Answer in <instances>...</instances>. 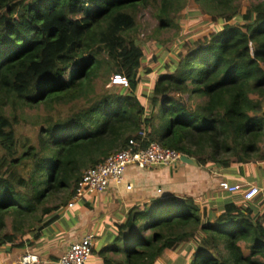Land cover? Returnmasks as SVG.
I'll return each mask as SVG.
<instances>
[{"label":"trees","instance_id":"1","mask_svg":"<svg viewBox=\"0 0 264 264\" xmlns=\"http://www.w3.org/2000/svg\"><path fill=\"white\" fill-rule=\"evenodd\" d=\"M188 1L214 25L147 89L136 13L151 8L160 30L179 24ZM113 73L126 78L114 91L104 87ZM39 105L56 112L33 136L18 132L24 108ZM142 129L143 145L200 166H235L244 177L245 165L264 164V0H0V246L22 248L56 223L82 172ZM258 193L133 204L97 253L103 264H161L174 249L173 264H264Z\"/></svg>","mask_w":264,"mask_h":264},{"label":"crops","instance_id":"2","mask_svg":"<svg viewBox=\"0 0 264 264\" xmlns=\"http://www.w3.org/2000/svg\"><path fill=\"white\" fill-rule=\"evenodd\" d=\"M254 169H261L264 173V164L258 167L257 164L245 165L244 177L235 166L221 168L211 163L200 166L197 163L193 165L178 161L171 167L159 165L146 168L128 165L120 185L110 182L102 193L83 198L72 207H65L60 211L61 214L55 222L63 223V229L60 230L56 223H53L47 229H43L39 237L33 236L38 230L25 236L22 248L13 249L8 243L1 245L0 264H19L21 255L26 252L38 257V262L34 264H39L40 261L42 264H51L69 243L89 232L95 235L91 252L95 257L93 264H103L97 252L110 242L114 223L121 221L133 204L147 201L152 197L165 198L171 195H188L201 204L207 198L237 195L218 187V181L223 178L230 183L244 182L259 187L257 195L263 199L264 208V183L248 179V175L252 174ZM126 184L130 187L127 188Z\"/></svg>","mask_w":264,"mask_h":264},{"label":"rangeland","instance_id":"3","mask_svg":"<svg viewBox=\"0 0 264 264\" xmlns=\"http://www.w3.org/2000/svg\"><path fill=\"white\" fill-rule=\"evenodd\" d=\"M186 3L187 5L180 9L179 24L160 30L156 29L158 20L151 8H139L136 13L137 25L133 34L137 35L139 40H141L144 51L143 62L148 66V68L151 69L150 76H147L148 81L146 83L144 82L146 84V88L149 86V81H152L151 79L154 78V76L158 73L162 63L172 58L175 52H184L186 44L190 40H193L192 45L197 43V36H199L203 31L210 29L214 25L206 13L199 12L197 5L191 1ZM244 4L245 2L242 3V11L244 10ZM238 21L239 20H237V22ZM146 36H149L150 38L146 40ZM183 43H185V46ZM153 56H156L154 60L151 59ZM113 75L115 74H111L109 81L104 85V87L114 91L120 86H123L124 83L122 78L115 79L113 78ZM118 75L121 76L122 74ZM102 84L103 80L97 79L95 88H101ZM201 100L202 98L199 97L191 98V102H200ZM24 110V119H22L19 123L17 130L18 132L24 133V135L28 136L34 135L35 130L39 128L40 125H42L45 117L48 114H55L56 112L55 109H51V107L43 105L33 108H24ZM135 171L136 170L134 169L133 172ZM260 173L262 174L260 175ZM248 179L253 180L256 183L258 181L264 183V173L261 169H254L252 174L248 175ZM233 197H236V195ZM101 212L103 213L104 211L101 210ZM97 214L98 213H95V215ZM9 224L10 223L7 225L9 226ZM99 245L100 244L98 242L97 249H99ZM181 252L182 251L180 249L168 250L164 252L161 256L162 259L160 260V263L173 264L175 261H177V256H180ZM94 260L95 257L91 253L88 256L86 264H93ZM40 262L42 264V261Z\"/></svg>","mask_w":264,"mask_h":264},{"label":"built area","instance_id":"4","mask_svg":"<svg viewBox=\"0 0 264 264\" xmlns=\"http://www.w3.org/2000/svg\"><path fill=\"white\" fill-rule=\"evenodd\" d=\"M115 79L122 78L126 83L123 75H113ZM138 139L130 138L126 145L119 150L109 154L102 162L95 166L89 167L82 172L75 190L67 202L66 207H72L76 202L83 198L102 193L108 188L110 182L118 185L122 183L123 173L128 165H135L138 168L151 166H173L179 161L181 153L167 147H163L158 142L151 141L143 145L145 137L144 129L138 132ZM240 183H230L223 178L218 181V187L228 193H242L244 199H249L258 192V187L249 184L241 188ZM127 188L129 184L125 185ZM93 232H89L68 244L65 250L51 264H85L91 253ZM38 262L35 254L26 252L19 259L20 264H34Z\"/></svg>","mask_w":264,"mask_h":264},{"label":"water","instance_id":"5","mask_svg":"<svg viewBox=\"0 0 264 264\" xmlns=\"http://www.w3.org/2000/svg\"><path fill=\"white\" fill-rule=\"evenodd\" d=\"M179 161L184 162V163H188V164L196 165V161L192 157H189L186 154H180ZM169 167H171V166H169Z\"/></svg>","mask_w":264,"mask_h":264}]
</instances>
